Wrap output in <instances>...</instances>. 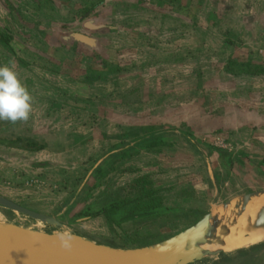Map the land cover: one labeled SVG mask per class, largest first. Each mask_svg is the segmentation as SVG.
Masks as SVG:
<instances>
[{
  "label": "rangeland",
  "instance_id": "obj_1",
  "mask_svg": "<svg viewBox=\"0 0 264 264\" xmlns=\"http://www.w3.org/2000/svg\"><path fill=\"white\" fill-rule=\"evenodd\" d=\"M85 22L107 27L87 30ZM8 31L12 34L10 47L0 41V64L15 62L21 79L32 90L33 102H40L39 96L41 101H55L59 86L73 97L79 98L87 85L98 94L100 83L114 93L120 90L124 104L136 98L140 103L147 100L144 112L150 118L140 124L166 132L162 136L166 144L135 151L129 142L125 155V151L113 152L107 159L102 179L92 173L98 159L78 167L77 162L68 164L71 153L63 150L31 156L21 149L0 146L1 195L38 212L60 216L71 230L97 242L130 248L138 247L133 241L139 238L147 237L148 244L166 239L222 203L264 189V73L248 71L247 65L264 64V0H0V34ZM75 31L97 38L100 51L84 54L77 52V44L64 46L61 35ZM104 63L107 75L97 76ZM120 65L131 69L115 75L113 66ZM89 74L86 87L65 79L66 75ZM47 103L41 107H49ZM63 109L54 112L52 119L17 121L14 128L32 125L44 130V124L51 122L62 127L60 131L67 130L63 125L80 119L83 112ZM4 122L0 121V131ZM101 125L106 130L114 128L107 118ZM93 127L101 126L96 122ZM40 136L53 148H62L66 138L72 139L62 132ZM105 139L93 146L95 152L108 151L118 141ZM154 139L158 137L149 140ZM208 145L226 157L214 153L211 158ZM240 148L247 153L243 161L232 154ZM203 155L210 165L214 163L211 183L202 165L205 161L199 159L204 160ZM184 158L196 163L186 167L188 173L182 169ZM33 162L50 164L36 166ZM145 174L152 176L166 205L174 208L168 215L113 228L103 216L72 217L93 202L92 211L97 210L112 194L114 198L128 194L132 181ZM201 186L199 195L205 198H199L195 190ZM0 213L12 222L50 229L3 207ZM256 245L262 248L253 255H238ZM196 264H264V241Z\"/></svg>",
  "mask_w": 264,
  "mask_h": 264
},
{
  "label": "water",
  "instance_id": "obj_2",
  "mask_svg": "<svg viewBox=\"0 0 264 264\" xmlns=\"http://www.w3.org/2000/svg\"><path fill=\"white\" fill-rule=\"evenodd\" d=\"M69 39H66V38ZM61 43L77 52L100 51V41L84 34L61 35ZM261 200L256 214L248 217L246 231L264 230V189L222 203L188 228L144 246L120 248L97 242L71 230L60 216L30 209L0 194V207L21 213L50 229L0 219V264H195L242 248H226V238L248 205ZM235 207V210H232ZM230 216V217H229ZM228 218V219H227ZM70 229L72 246H62L58 233Z\"/></svg>",
  "mask_w": 264,
  "mask_h": 264
},
{
  "label": "crops",
  "instance_id": "obj_3",
  "mask_svg": "<svg viewBox=\"0 0 264 264\" xmlns=\"http://www.w3.org/2000/svg\"><path fill=\"white\" fill-rule=\"evenodd\" d=\"M167 55V53H166ZM166 62L169 63L168 58L165 59ZM104 68H101V70H99V72H97V76H102L105 77L107 74V69H106V64L104 63L103 65ZM131 69L130 65H126V66H113V69L115 73V75L120 72V74L127 72ZM167 71H170V66L166 67ZM89 70V69H88ZM109 70V69H108ZM166 71V72H167ZM89 73V72H88ZM121 74V75H122ZM136 75V73H135ZM70 76V75H69ZM69 76H65L66 82L71 81L76 84L77 86H83L86 87V81L91 79L92 74L89 76H78L77 75H71ZM121 77V76H120ZM70 78V79H67ZM65 81V80H64ZM104 81L101 80V83H103ZM163 86V82L161 84ZM64 87V86H63ZM59 86V89L57 87V95H56V100H49V101H41V97L39 96L40 102L36 101L33 102V108H32V113L29 117L28 120L33 119V120H38V119H52V117L54 116V112H64L65 110L63 109L65 108H71V109H80L82 115L80 117L84 118L83 120L78 119V117H76L73 122H70L72 124H64L63 126L67 128V130H63L60 131V129L62 127H59L57 124H53V123H47L44 124L46 126V129L41 130V129H34L32 128V125H29L28 129H25L24 125L19 127H15L14 126H18L16 125L18 122L15 123H10V121H5L3 123V131H0V135H5L8 137H12V136H17V137H31V136H35V135H43V134H58L60 135V133H64V135L66 134V136L70 135L72 139H67L66 138V142H64L63 147L62 148H53L51 145V143H49L48 141V146L46 149L42 150V151H46V152H58L60 153L61 150H63V152H70L71 153V157H70V162L68 163L69 165L72 162H77L76 166H81L83 162L89 161V160H96V163L94 165V168H92V171L98 166V163H100V161H104L105 159H110V156L114 153H120L121 151H126L124 150L128 143L131 142V148L130 149H134L135 151H137L138 148H146L145 145L148 141H144L146 139L150 138V134H148L149 132H144L140 130V127H142V124L140 123H145L143 121L148 120L150 118V115H148L147 113L144 112V110L149 106V102H147V100L144 103H140L138 101V99L136 98V100H131L129 101V103L124 104L125 103V98L124 96H122L123 94H121V91L119 90V92L114 93L113 91L109 90L106 88L105 85L100 84L98 85V94H93L92 93V88L87 87L82 90L81 92V96L78 98V96L73 97L70 93V91L67 88H63ZM137 87V86H136ZM118 90V89H117ZM32 90H30L31 92ZM33 96V95H32ZM38 97V96H37ZM77 97V98H76ZM157 103H162V100H156ZM43 102V103H42ZM44 102H48V106L49 107H41L42 104H44ZM38 103V105H37ZM113 103H115L116 105H113ZM46 109L47 111H44V113H42L43 109ZM41 114L43 116H41ZM79 114V113H77ZM106 118L109 121H113L114 122V128L113 130H106L107 128H105V126L101 125V123L103 124V122H105ZM79 120L80 123L78 125H76L75 121ZM53 121V120H51ZM43 123H45L44 121H42ZM96 122L98 124H100V128L99 129H94L93 125L96 124ZM59 127V128H57ZM71 127V128H70ZM70 128V129H68ZM22 129L24 131H22ZM101 129V130H100ZM32 130V131H31ZM5 132V133H3ZM166 133V132H165ZM101 134V135H100ZM103 134V135H102ZM115 137V139H117L118 141H116L117 143L114 144V147L110 148V150L103 152V153H98L95 152V150L93 149V146L98 145L102 142H104V139L106 138H113ZM105 139V140H106ZM127 139V140H126ZM144 145V146H143ZM0 146H5V145H1ZM241 146H245V144L241 143ZM6 147V146H5ZM250 149H253V146H249ZM249 147H247V149H249ZM8 148V147H6ZM9 149H18V148H9ZM129 149V150H130ZM208 149H209V154H211V158L214 159L213 154L217 153L219 155V157H226L224 156L222 153H220V150H216L215 148H213L211 145H208ZM22 150V149H21ZM144 150V149H143ZM26 151L25 154L27 155H31V156H36L38 154H40L42 151ZM246 150H244L243 148L238 149L237 152L232 151V154H234L238 160L243 161V156L245 154H247L245 152ZM201 152V151H200ZM62 153V152H61ZM204 156V155H203ZM205 157V156H204ZM92 158V159H91ZM200 161H205L202 164L203 167L205 168L206 173L210 176L208 182L211 183V180L213 179V165L208 162L207 158L205 157L203 160V157L199 158ZM229 160V158H228ZM37 161V160H36ZM35 161V162H36ZM189 160H185L184 158V162L182 164L186 165L185 168H182L184 173H188L189 169L186 168L187 166L189 167H194L196 163L192 164V162H188ZM33 162V165L35 164L36 166H43V163H35ZM92 165V164H91ZM62 166V165H61ZM74 166V168L76 167ZM65 167V166H63ZM89 167V166H88ZM91 167V166H90ZM90 169V168H88ZM211 179V180H210ZM207 182L203 181V184H206ZM209 183V184H210ZM206 187V186H204ZM201 188H196L195 190L197 191L198 195L200 194ZM196 196V194H195ZM200 196L202 198H205V196L199 195L198 197L200 198ZM197 197V198H198ZM184 201H187V199H185Z\"/></svg>",
  "mask_w": 264,
  "mask_h": 264
},
{
  "label": "trees",
  "instance_id": "obj_4",
  "mask_svg": "<svg viewBox=\"0 0 264 264\" xmlns=\"http://www.w3.org/2000/svg\"><path fill=\"white\" fill-rule=\"evenodd\" d=\"M12 37V34L8 31L0 34V41L4 42L7 47H10L9 39ZM248 71H252L256 69V71L264 73V64H255L249 62ZM12 123V122H10ZM142 130H148L151 137H158V139L149 140L144 138V141H148L145 145L147 149H154L159 145H164L166 142L164 141L163 134L165 132H158V128L155 126H142ZM0 143L1 145H5L8 148H18L24 149L27 151H42L47 148V141L41 137L40 135H35L31 137H8L5 135H0ZM126 151L123 152L125 155ZM229 160L231 157L228 156ZM47 162L45 165H49ZM109 164V160L105 161L102 165H98L92 173L102 179L107 172V166ZM97 185V184H96ZM161 190L156 186L155 181L152 179L151 175L145 174L138 176L135 178L129 186V193L123 195V193H119L115 198L114 194L108 197V201L105 200L104 204L99 207L97 210L92 211L93 207L96 203H91L84 207L83 210L77 212L72 217L80 219L82 217H98L103 216L106 219L107 225L111 228L114 226H122L124 222L128 221H137V220H155L158 218H162L168 215L169 212H172L174 208L169 207L165 203L164 196L161 194ZM100 204V203H99ZM71 207L68 208V210ZM63 216V215H61ZM146 238H139L138 240H134L133 242L136 244L135 246H144L148 243ZM149 240V239H148ZM262 248V245L253 246L250 250L241 251L238 253L240 256H248L253 255L254 251ZM227 257V256H224ZM228 260V259H226ZM232 260V259H229ZM196 264V263H195Z\"/></svg>",
  "mask_w": 264,
  "mask_h": 264
},
{
  "label": "clouds",
  "instance_id": "obj_5",
  "mask_svg": "<svg viewBox=\"0 0 264 264\" xmlns=\"http://www.w3.org/2000/svg\"><path fill=\"white\" fill-rule=\"evenodd\" d=\"M33 96L16 70L14 61L0 64V121H27L32 113ZM65 248L72 246L74 234L70 229L58 233Z\"/></svg>",
  "mask_w": 264,
  "mask_h": 264
},
{
  "label": "bare ground",
  "instance_id": "obj_6",
  "mask_svg": "<svg viewBox=\"0 0 264 264\" xmlns=\"http://www.w3.org/2000/svg\"><path fill=\"white\" fill-rule=\"evenodd\" d=\"M260 204V199L254 198L251 201L244 215L239 218L238 223L232 228L231 234L226 238V248H247L264 241V230L252 231L249 233L246 231L248 217L256 214L257 208ZM215 212H217V210ZM1 218H3V215L0 213V219Z\"/></svg>",
  "mask_w": 264,
  "mask_h": 264
},
{
  "label": "flooded vegetation",
  "instance_id": "obj_7",
  "mask_svg": "<svg viewBox=\"0 0 264 264\" xmlns=\"http://www.w3.org/2000/svg\"><path fill=\"white\" fill-rule=\"evenodd\" d=\"M86 24H87V26H86V29L87 30H92V31H98V30H101V28H105V27H107V26H104L103 25V27H102V24H96V23H94V22H85ZM83 25V27H84V23L82 24ZM85 28V27H84ZM3 33H5V32H3ZM75 34H78V33H82V32H80V31H75L74 32ZM2 34V33H1ZM82 34H84V35H86V36H88V37H92V36H90V35H88V34H85V33H82ZM66 39H69L68 37L66 38ZM2 42V41H1ZM76 44L77 43H75V46H76Z\"/></svg>",
  "mask_w": 264,
  "mask_h": 264
},
{
  "label": "built area",
  "instance_id": "obj_8",
  "mask_svg": "<svg viewBox=\"0 0 264 264\" xmlns=\"http://www.w3.org/2000/svg\"><path fill=\"white\" fill-rule=\"evenodd\" d=\"M221 147H223V146H221Z\"/></svg>",
  "mask_w": 264,
  "mask_h": 264
}]
</instances>
